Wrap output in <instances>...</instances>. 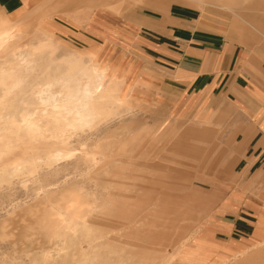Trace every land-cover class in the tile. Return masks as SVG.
I'll return each mask as SVG.
<instances>
[{
    "label": "rangeland",
    "instance_id": "obj_1",
    "mask_svg": "<svg viewBox=\"0 0 264 264\" xmlns=\"http://www.w3.org/2000/svg\"><path fill=\"white\" fill-rule=\"evenodd\" d=\"M3 2L26 10L0 45V176L21 168L0 184V264H264V165L246 163L235 116L163 88L139 37L174 3L241 37L264 0ZM48 38L55 60L34 52Z\"/></svg>",
    "mask_w": 264,
    "mask_h": 264
},
{
    "label": "crops",
    "instance_id": "obj_2",
    "mask_svg": "<svg viewBox=\"0 0 264 264\" xmlns=\"http://www.w3.org/2000/svg\"><path fill=\"white\" fill-rule=\"evenodd\" d=\"M0 6V15L12 20L26 10L7 13L3 0ZM55 11L56 3L47 6V15ZM204 19L197 9L174 3L156 16L141 15L145 34L139 37L146 50L156 52L157 69L167 82L163 88L204 101L211 116H235L238 138L251 149L246 163L264 165V23L240 37L219 32L213 17ZM258 175L264 180V170ZM259 196L257 221L264 212V183Z\"/></svg>",
    "mask_w": 264,
    "mask_h": 264
},
{
    "label": "bare ground",
    "instance_id": "obj_3",
    "mask_svg": "<svg viewBox=\"0 0 264 264\" xmlns=\"http://www.w3.org/2000/svg\"><path fill=\"white\" fill-rule=\"evenodd\" d=\"M213 7V6H212ZM25 22H20V21H13L10 19L9 16L6 15H0V45L8 42L10 39H12L17 32H20L23 28ZM40 22L36 23L35 26H38ZM54 42V41H53ZM50 38H48L47 40H42L40 41L35 47H34V52L35 51H39V52H49L48 55V61L49 60H55L56 57L53 56V52L51 49H53L55 47V44L53 43ZM47 68V58H46V65ZM107 66V65H106ZM108 68L109 71H111L110 69H112V65L108 64ZM7 79L10 78V75L5 76ZM120 94H123V92L125 91V85L122 83V80L120 79ZM79 87H67L66 91H67V95L69 94L71 97H75V98H79ZM88 92H99L98 89H93V88H89L87 90ZM85 109H81L79 111H77V124L81 125V124H85V122L89 121V120H85L83 118V116H85L86 114H93L94 111L88 110L87 113H85ZM56 151V150H55ZM18 171H21V168H15V169H10L9 170H3L2 175L0 176V184H8L11 182V179L13 176H15ZM50 211V210H49ZM41 219L43 222H47V209L45 210L44 213H42ZM51 225V224H50ZM47 259V258H46Z\"/></svg>",
    "mask_w": 264,
    "mask_h": 264
}]
</instances>
